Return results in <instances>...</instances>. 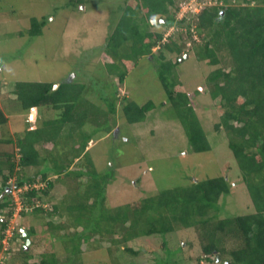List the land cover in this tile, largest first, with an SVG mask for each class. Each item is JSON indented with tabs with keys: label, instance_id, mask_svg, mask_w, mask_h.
Listing matches in <instances>:
<instances>
[{
	"label": "trees",
	"instance_id": "obj_1",
	"mask_svg": "<svg viewBox=\"0 0 264 264\" xmlns=\"http://www.w3.org/2000/svg\"><path fill=\"white\" fill-rule=\"evenodd\" d=\"M86 1L66 0L62 7L73 12L85 5L82 10L87 13L90 6L86 8ZM215 1L216 4L206 6L198 13L196 24L187 18L177 17L179 6L176 0L114 2L116 8L109 9L111 18L102 21L105 25L104 56L92 59L90 65L97 67L103 79L116 76L118 84L125 85L133 63L141 59L150 60L158 67V78L166 92L167 103L163 104H169L175 111L188 136L191 150L209 152L212 144L196 107L200 93L189 91L179 74L180 57L187 58L184 56L187 53H182V47L175 40H165L164 32L150 30L156 24L163 26L164 31L178 25L190 32L195 26L204 40L203 46H199L197 58L214 66L220 65L210 71L204 83L206 90L209 88L208 95L214 101L213 107L219 117L214 128L218 131L223 129L227 134L228 146L240 169L241 179L246 183L254 211L245 212L243 209L219 218L220 211H223L219 201L232 190L227 177L200 178L199 174L185 169L183 172L179 168L168 177L165 186L150 190L144 187L145 195L105 209L107 189L114 182L110 176L113 177L115 172L109 174L108 171H117L115 167L120 166V162L111 164L109 170L99 172L90 153L94 137L98 132L111 133L116 124L117 106L120 105L123 119L130 126L145 120L148 113L157 108L155 102L138 103L127 96L119 99L118 89L112 88L106 93L103 88L96 97H93L95 93L87 96L86 82L77 86L71 79L59 82L57 87L56 81L26 80L18 82L13 92L20 108L45 106L60 112L56 117L45 115L39 127H34L32 117L29 128L15 131V134L0 135V249L17 208L16 202L9 198L12 195L9 188L22 189L27 182L35 184L44 181V187L31 185L20 191L23 208L29 206V215L38 223L28 228L27 236L21 226H16L9 238V241L18 237L26 241L30 238L34 244L40 236V245L49 244L41 253L38 264L76 263V258L72 257H79L82 242L93 243L96 237L113 241L112 247L107 248L111 264H136L121 261L114 249L119 250L124 245V250L134 252L125 245L130 239L142 235H167L188 228H196L198 232L202 247L201 264L202 260L210 264H226L227 260L230 264H264V0ZM157 17L165 18L166 23H153L152 20ZM48 20L47 16H33L30 27L22 29L19 35H41ZM154 47L158 48V54L154 52ZM167 51L178 54L175 59H167ZM223 56H227V60L221 63ZM5 92L0 90L2 102ZM8 122L9 116L0 103V126ZM87 123L94 126L92 131L86 128ZM65 124L75 135L70 152L72 157L66 159L67 164L54 160L55 157L48 158L51 156L50 143L58 140L57 133L64 131ZM11 144L16 145V150H7ZM46 160L53 164V169L47 166ZM74 163L75 167L71 166ZM32 167L42 171L30 176L28 169ZM68 169L75 174L73 179L78 184L86 183V187L71 205H66L70 219L66 227L75 228L76 232L65 235L70 238V243L63 252L65 259L60 260V252L48 250V247L57 244L53 242V237L58 236L62 225L48 220V214L60 216L62 211L58 203L48 209L38 201L42 195L49 196L58 178L69 174ZM15 174L17 181L12 184ZM82 200L87 201L85 206L79 205ZM25 212L23 209L22 213ZM94 217L97 219L92 222L90 219ZM81 224L85 226L78 230ZM179 247L181 249L182 245ZM174 252L170 251V256ZM224 255L227 259L219 262L218 257ZM170 256L165 264H173ZM158 263L161 264V261ZM21 264L30 263L24 258Z\"/></svg>",
	"mask_w": 264,
	"mask_h": 264
},
{
	"label": "rangeland",
	"instance_id": "obj_2",
	"mask_svg": "<svg viewBox=\"0 0 264 264\" xmlns=\"http://www.w3.org/2000/svg\"><path fill=\"white\" fill-rule=\"evenodd\" d=\"M64 1L66 0H0V18H2L0 19V90L2 92L6 90L5 98L3 102L0 98V103L9 116V122L0 126V135H6L9 132L15 134V131L29 128L32 117L31 121L34 127H39L45 115L47 117L59 115L60 110L47 109L48 107L45 106L20 108L19 101L13 94L18 82L42 80L56 81L58 84L71 79L72 83L77 86H80V82H86L87 96H92L91 94L95 93L93 97L99 96L98 94L102 93L103 88L106 90L105 93L109 92L111 88L118 89L119 99L127 96L138 103L153 100L157 108L150 111L142 122L129 126L123 119L119 105L115 115L116 124L111 133H96L93 144L90 146L95 168L99 172H103L109 170L111 164L120 162V166L115 167L117 171H108L109 174L115 172L113 177L110 176L114 182L108 186L105 209L136 200L147 193L145 192L147 187L150 190L156 186L158 188L165 186L168 177L179 168L182 171L185 169L191 173L199 174L200 178L202 176L227 177L232 190L229 195L222 197L219 201L223 208L219 218H224L226 214L239 213L243 209L245 212L254 211V204L246 188V183L241 179L240 169L228 146L227 134L223 129L218 131L214 128L219 117L213 107L214 101L208 95L209 88L207 90L205 88V79L210 71L220 65L214 66L208 61L197 58L199 46H203L204 40L197 33L195 26L189 32L186 28L173 25L170 30L175 32L170 36V40H175L182 47L183 54L187 53L184 55L187 58L180 57L179 74L186 82L189 91L197 90L200 93L199 98L197 97L196 107L212 144V150L206 153H196L191 150L188 136L183 125L176 118L175 111L171 106L169 107V104H163L167 103L166 92L162 89L158 78V67L150 60L141 59L139 62L133 63L134 65L127 73L125 85L118 84L116 76L112 79L105 77L103 79L102 74L101 76L98 74L97 67L94 64L90 65L92 59L104 56L102 47L105 44V39H103L105 38V25L102 21L111 18L112 14L109 9L114 8L117 5L114 2L118 3L120 0H87L86 8L90 6V11L87 13L82 10L85 5L73 12L68 8H63ZM180 3L184 5L179 6ZM176 4L181 8L177 12V17L180 19L185 15L187 20L196 24L198 12L206 6L216 4V1L176 0ZM33 16L49 17L43 33L35 37L20 36L19 32L22 29L30 27ZM3 19L5 21H2ZM150 30L163 32L164 28L156 24ZM154 49V52L158 54V48ZM177 54L174 51H167L166 58L175 59ZM106 59L108 60L107 57ZM226 60L227 56H223L221 63ZM37 112L38 115H35ZM64 126H66L64 131L57 133L58 140L51 141L49 147L51 156L48 158L50 160L55 157L54 160L67 164L68 160L66 161V159L72 157L70 152L74 147L75 135L71 133L68 124ZM86 128L92 131L94 126L87 123ZM16 148L15 144H11L7 150H16ZM49 160H46V164L53 169V164L51 165ZM74 160L77 163V159ZM71 166L75 167V163ZM68 170L69 174L58 178L55 188L49 196L42 195L38 201V204L44 205L48 209L58 203L57 206L62 211L60 216L48 214V220L56 221L57 224L62 225L61 233L59 232L58 236L53 237L55 240L53 242L57 244L48 247V250L60 252L58 253L61 254L60 260L65 259L66 255L63 256V252L67 249V244L70 243V238L65 235L69 232H76L75 228L66 227L70 220L66 205H71L76 196L86 187V183L78 184L77 180L73 179L75 174L71 172L72 169ZM40 171L42 169L36 167L28 169L30 176L38 174ZM16 181L15 174L11 182L14 184ZM42 183L45 186L44 181L35 184L41 186ZM31 185L34 184L27 182L22 189L13 186L9 188L12 194L9 198L16 202L17 208L7 230V243L5 242L0 249V264H21L24 258L30 264L35 262L38 264L42 257L41 253L49 245L44 243L40 245V236L35 239L34 244L22 237L12 238L9 241L16 226H21L25 235L26 229L28 230L31 225L38 223L29 215V206L23 208L20 195L21 190ZM86 203V200H82L79 205L85 206ZM21 209L22 211L25 209L27 212L22 213ZM96 219L94 217L90 220L93 222ZM82 221L86 222L85 219ZM82 226L85 224H81L78 230ZM122 229L118 231L120 232ZM115 238L118 237L115 236ZM180 244L182 245L181 249ZM112 245L113 241L99 237H96L93 243L82 242V251L79 257H72L76 258L77 262H70V264H111L107 248ZM125 245L132 248L134 252L124 250V245H121L119 250L114 249L117 258L121 261H130L136 264H159L158 261H161V264H165L170 256V251H175L170 256L171 263L201 264L199 258H202V247L196 228L183 229L167 235L137 236L128 240ZM225 259H227L226 255L220 257L219 262H223ZM202 263L210 264L205 260H202Z\"/></svg>",
	"mask_w": 264,
	"mask_h": 264
},
{
	"label": "clouds",
	"instance_id": "obj_3",
	"mask_svg": "<svg viewBox=\"0 0 264 264\" xmlns=\"http://www.w3.org/2000/svg\"><path fill=\"white\" fill-rule=\"evenodd\" d=\"M185 3V2H184ZM184 4L182 3H180L179 4V6H183ZM180 8V7H179ZM181 9V8H180ZM199 13V12H198ZM186 16L184 15L182 18H185ZM182 18H180V19H182ZM154 19H157L158 21H160V22H162V23H166L165 21H161V17H157V18H154ZM154 19L152 20V22L153 23H156V22H154ZM163 19H165V18H163ZM166 20V19H165ZM157 21V22H158ZM173 26V25H172ZM172 26H170V27H172ZM170 27L167 29V30H165V31H163L164 32V39L166 40V39H169L170 38V36L175 32L174 30H170ZM155 48V47H154ZM58 86V84L56 85V87ZM34 186H37V184H34ZM41 186L42 187H44V185H43V183L41 184ZM24 230V229H23ZM22 230V231H23ZM24 233V232H23ZM13 234V233H12ZM11 234V235H12ZM25 235L27 236L28 235V233H27V229H26V233H25ZM7 240H8V237L3 241V243H7ZM28 240L29 241H31V239L30 238H28ZM8 248V247H7ZM220 260V257H218V261ZM227 262H230L229 260H227ZM227 262H226V264H227Z\"/></svg>",
	"mask_w": 264,
	"mask_h": 264
},
{
	"label": "water",
	"instance_id": "obj_4",
	"mask_svg": "<svg viewBox=\"0 0 264 264\" xmlns=\"http://www.w3.org/2000/svg\"><path fill=\"white\" fill-rule=\"evenodd\" d=\"M158 20L157 19H154V22H157ZM161 21H165L166 22V20L165 19H161ZM227 264H230V262H227Z\"/></svg>",
	"mask_w": 264,
	"mask_h": 264
}]
</instances>
